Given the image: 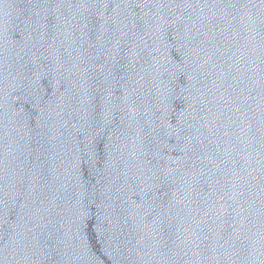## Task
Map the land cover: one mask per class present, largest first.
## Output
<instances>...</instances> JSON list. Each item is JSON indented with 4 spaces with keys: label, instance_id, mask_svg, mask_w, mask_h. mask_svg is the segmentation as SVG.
I'll return each mask as SVG.
<instances>
[{
    "label": "water",
    "instance_id": "water-1",
    "mask_svg": "<svg viewBox=\"0 0 264 264\" xmlns=\"http://www.w3.org/2000/svg\"><path fill=\"white\" fill-rule=\"evenodd\" d=\"M0 264H264V0H0Z\"/></svg>",
    "mask_w": 264,
    "mask_h": 264
}]
</instances>
